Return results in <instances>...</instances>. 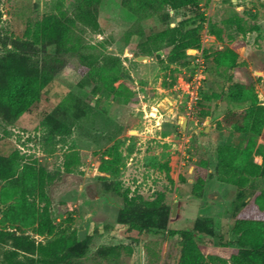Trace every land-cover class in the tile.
<instances>
[{"label":"rangeland","instance_id":"obj_1","mask_svg":"<svg viewBox=\"0 0 264 264\" xmlns=\"http://www.w3.org/2000/svg\"><path fill=\"white\" fill-rule=\"evenodd\" d=\"M197 2L201 25L191 7L168 14L165 0H99L92 33L68 22L82 0H0V91L17 71L52 73L37 111L10 117L0 103V158L20 165L0 180V217L21 196L18 175L28 169L33 194L25 198L50 229L39 234L33 221L23 232L42 243L74 232L77 255L67 264H179L183 230L210 264H241L233 227L264 178L245 188L222 182L218 150L243 148L248 137L221 123L250 106L231 100L232 84L252 85L264 107V0ZM48 18L63 21L68 48L41 36ZM177 25L200 26L201 74L194 50L183 62L168 60L164 35ZM76 36L82 47L69 52ZM152 42L161 47L149 55ZM82 52L120 62L91 61L87 80L76 70ZM227 52L234 63L219 65ZM254 139L264 148V124ZM207 219L210 230L193 228ZM6 248L0 243V264Z\"/></svg>","mask_w":264,"mask_h":264},{"label":"trees","instance_id":"obj_2","mask_svg":"<svg viewBox=\"0 0 264 264\" xmlns=\"http://www.w3.org/2000/svg\"><path fill=\"white\" fill-rule=\"evenodd\" d=\"M168 7V14L191 7L198 16L199 25L205 22V16L199 13L200 7L197 0H165ZM99 0H82V7L77 9L73 16L68 20L75 28L81 32L96 33L99 30L96 5ZM67 20V19H66ZM185 29L182 25L169 28L164 35L166 38V47L169 48L168 60L171 63L185 61L188 50L200 48V26ZM63 21L60 19L48 18L42 23L39 33L42 37L54 44L58 51L62 48H68L64 42L62 29ZM213 35L220 36V31L212 30ZM154 46L155 54L161 45L158 42L151 43ZM82 47L80 37L76 36L73 46H69L68 51H78ZM16 49L17 46L14 45ZM76 48V49H75ZM83 49V48H82ZM68 52V53H69ZM150 52V51H148ZM99 54L88 52L80 53V66L76 69L82 76L91 79L89 65L91 61L98 63ZM102 60H110L111 67L119 64V58L102 56ZM235 55L227 52L220 55L216 61L219 65L231 66L234 63ZM46 69L45 76L29 75L22 71H17L6 79L3 90L0 91L1 105L4 108V114L10 117H18L23 113L37 111L42 103V90L50 78V72ZM84 79V80H85ZM2 86H0L1 88ZM2 92V95H1ZM229 97L234 102H248V109L240 112H228L222 119L226 128L241 136H248L243 148L224 145L218 150L219 179L222 182L246 187L248 179L254 177L264 178V148L256 147L254 136L257 135L264 124V107L258 102L257 95L253 86L250 84H232L229 88ZM221 124L219 123V127ZM252 135V136H249ZM257 153L262 158L261 164H257L253 156ZM20 167L16 159L6 160L0 158V180L12 178L13 174ZM23 184L22 194L12 203L1 210L0 217V243L8 244L3 252V264H67L72 256L77 255L74 248L75 234H61L58 237L46 243L36 242L22 228L36 222L35 231L43 234L49 228L41 211L35 210L25 196L33 194L30 171L23 168L18 175ZM255 187L248 188L250 192ZM211 220L204 222H195L193 228L197 230H210ZM233 232L238 236V248L234 249L235 261L245 264H264V191L252 193L249 204L243 208L237 215ZM183 247L179 264H210L204 255L203 248L198 246L192 239V233L183 230Z\"/></svg>","mask_w":264,"mask_h":264},{"label":"built area","instance_id":"obj_3","mask_svg":"<svg viewBox=\"0 0 264 264\" xmlns=\"http://www.w3.org/2000/svg\"><path fill=\"white\" fill-rule=\"evenodd\" d=\"M192 50H188L187 52L189 53V52H191ZM194 52H195V54H194V59H195V62H196V65H197V68H198V74H201V72H202V70H201V68H202V57H201V54L197 51V50H194ZM195 96H196V90L194 91V93L192 94V98H193V100H191V102L193 103V101L195 100L194 98H195Z\"/></svg>","mask_w":264,"mask_h":264},{"label":"water","instance_id":"obj_4","mask_svg":"<svg viewBox=\"0 0 264 264\" xmlns=\"http://www.w3.org/2000/svg\"><path fill=\"white\" fill-rule=\"evenodd\" d=\"M159 57H160V55L158 54V55H157V58H159ZM146 58H147V57H139L138 60L141 61V60H144V59H146ZM174 211H175V207L173 208V213H174Z\"/></svg>","mask_w":264,"mask_h":264}]
</instances>
